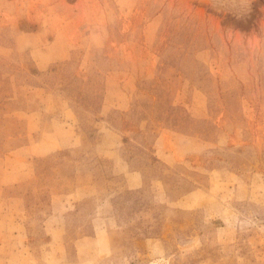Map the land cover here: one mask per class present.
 <instances>
[{
  "label": "rangeland",
  "instance_id": "obj_1",
  "mask_svg": "<svg viewBox=\"0 0 264 264\" xmlns=\"http://www.w3.org/2000/svg\"><path fill=\"white\" fill-rule=\"evenodd\" d=\"M0 264H264V0H0Z\"/></svg>",
  "mask_w": 264,
  "mask_h": 264
}]
</instances>
